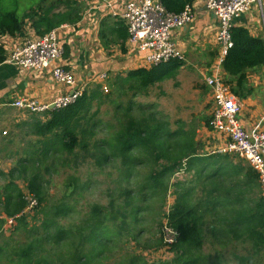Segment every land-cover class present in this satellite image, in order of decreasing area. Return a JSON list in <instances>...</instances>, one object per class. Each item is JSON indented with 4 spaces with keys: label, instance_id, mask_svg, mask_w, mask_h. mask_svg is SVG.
Listing matches in <instances>:
<instances>
[{
    "label": "trees",
    "instance_id": "16d2710c",
    "mask_svg": "<svg viewBox=\"0 0 264 264\" xmlns=\"http://www.w3.org/2000/svg\"><path fill=\"white\" fill-rule=\"evenodd\" d=\"M3 1L0 0V38L25 36L28 23L35 35L41 37L62 25H76L84 10V1L42 0L20 16L17 0L9 3L12 9H4ZM159 1L169 13L176 15L194 2ZM116 32L123 41L129 37L125 26ZM232 37L234 46L222 68L233 94L243 100L252 91L248 87V72L264 68V38L254 37L248 29L239 26L233 28ZM6 58L7 51L0 45V63ZM184 64V61L172 60L151 68H140L130 72L125 82L135 81L139 88L148 89L173 78ZM104 97L99 86L86 90L72 106L49 110L44 114L45 120H33L28 124L33 135L40 138L34 144L39 147L24 150L18 167L9 173L11 182L0 188V204L5 216L0 218V234L3 235L9 219L16 222L11 227L13 231L29 229L28 215L24 214L27 196L14 183L19 177L28 180L29 192L38 201L36 216L42 217L39 218L40 225L35 224L29 230L33 239L24 242L13 253L9 252L8 245L0 247V260H7V264H109L115 252L120 250L123 237L140 242L149 231L152 218L158 215V219L164 217L165 227L178 234L176 242L169 248L173 257L151 262L142 255L130 254L121 256L114 264H229L220 258L211 262L204 252L207 213L211 217L210 234L220 246L245 245L249 247L246 248L247 256L240 257V261L263 264L264 197L256 170L233 154L203 155L196 134L186 130L182 123L173 129L168 122L159 121L155 113L148 119L132 118L133 105L127 109L128 124L104 143L108 150L103 148L99 150L101 156L98 155L100 164L116 165L119 171L118 185L112 193L126 205L123 221L107 224L103 208L94 205L78 232L66 230L61 225L59 219L72 215L75 208L65 203L54 206L48 203L41 168L45 165L46 171H51L52 165L48 166V161L54 165L59 159L75 153L78 147L85 151L90 149V144L80 137H89L99 126L98 122L90 125L93 121L90 112L93 103L101 102ZM94 148H97L96 144ZM145 170L148 172L144 174ZM182 170L188 174L193 172L195 184L188 186L186 182H178L176 199L170 211L163 215L172 178ZM71 183H75L77 189L90 185L81 187L76 178H72ZM200 186L206 199L202 204L195 200ZM164 237L165 233L161 238L162 246Z\"/></svg>",
    "mask_w": 264,
    "mask_h": 264
},
{
    "label": "rangeland",
    "instance_id": "374dc122",
    "mask_svg": "<svg viewBox=\"0 0 264 264\" xmlns=\"http://www.w3.org/2000/svg\"><path fill=\"white\" fill-rule=\"evenodd\" d=\"M17 1L19 2L17 13L20 16L42 2V0ZM3 2L5 3L4 9H12L8 5L13 0H4ZM255 12L260 20V32L264 38V9L257 8ZM30 30L34 32L28 23L26 34ZM27 37L30 38V35ZM4 40L6 39L0 38V43ZM205 73L201 74L197 67L187 66L185 63L184 67L173 78L157 83L148 89L139 88L135 81L125 82L127 80L125 77H114L107 80L105 85L108 92L103 91L104 99L101 102L95 101L90 112L93 120L90 125L98 122L99 126L89 137H80L81 140L84 139L83 141L90 144V149L85 151L82 147H78L75 153L59 159L54 165L52 161H48V166L52 165L51 171H46L45 165L41 168V173L45 176L43 188L49 200L48 203L53 206L65 203L75 208L72 215L59 219L66 230L78 232L83 226V219L90 214L94 205L103 208L104 220L107 224L116 225L123 221L126 205L121 200L115 199L112 193L118 185L119 171L116 165L100 164L98 155L101 156L100 151L103 148L108 150L104 143L128 124L130 118L127 109L129 106L133 105L132 118L136 120H141L142 117L148 119L152 113H155L156 116L158 115L159 121L168 122L173 129H177L182 123L186 130L196 134L200 153L203 155L218 151L224 145L223 139H219L217 132L209 127L212 117V95L205 85L204 78L205 75L210 76L212 73L211 71ZM248 73L253 78H260V81H264V68L251 70ZM248 82V87L254 90L256 94L243 100L239 99V101L242 107L244 106L243 114L254 122V120L261 118L260 108L263 110L262 115L264 116V82L261 84ZM255 85L258 89L254 88ZM33 120L42 121L45 120V116L30 118L29 115L22 114L20 111L0 110V173L6 175L0 176V188L11 182L9 173L18 167L22 151L26 148L36 150L39 147L35 146V142L40 138L33 135L31 128L25 125L29 121L34 122ZM82 124L87 126L85 122ZM262 124L264 126V122ZM95 144L97 148H94ZM147 172L148 170H145L144 174ZM193 176L194 174L191 172L172 178L167 202L162 208L163 215L170 211L176 199L177 188L175 185L178 182H186L188 186L193 185L195 184ZM72 178H76L81 187L87 183L90 185L77 189L75 183H71ZM14 183L27 196L28 208L25 210V214L28 215L29 229L15 232L12 226L16 222H13V225L12 223L5 224L4 233L3 235L0 234V247L8 245L10 253L19 249L24 242L33 239L29 230L35 224L39 226L41 221L39 218L42 217L41 215L36 216V212L39 211L38 204L34 208L30 207L29 202L32 195L29 192L28 180L19 177ZM195 200L200 204L206 200L203 187L200 186ZM2 212V205L0 204V218L5 217ZM205 220L204 252L207 257L209 256L211 262L220 258L229 264H243L239 258L247 256L246 248L249 247L235 244L220 246L210 234L211 217L207 213H205ZM165 230L164 217L161 216V219H158V215H156L150 222L149 231L145 233L140 242L123 237L120 250L115 252L114 258L109 264H114L120 260L121 256L130 254L142 255L151 262L166 261L172 258L173 255L169 251L170 246L165 243V239L163 246L161 243ZM262 255L264 256V253ZM0 261V264H7L8 262L5 259ZM261 263L264 264V260Z\"/></svg>",
    "mask_w": 264,
    "mask_h": 264
},
{
    "label": "built area",
    "instance_id": "2783aa9c",
    "mask_svg": "<svg viewBox=\"0 0 264 264\" xmlns=\"http://www.w3.org/2000/svg\"><path fill=\"white\" fill-rule=\"evenodd\" d=\"M254 7L263 10L264 0H206L207 10L219 21L217 42L220 47V58L212 74L205 79V84L212 95V117L209 127L222 136L224 142V145L213 153H229L245 160L259 174L264 197V129L261 128L262 124L253 129H247L243 125L241 119L243 107L233 94L222 68L224 59L234 46L232 30L237 19L251 12ZM122 18L128 27L129 41L144 55L147 68L172 60L186 61L184 53L173 41V31L193 22L191 6H187L183 13L176 15L169 13L159 0L132 1L127 3ZM68 26L62 25L44 36L27 39L24 44L7 53L4 64L29 71L51 69L54 80L71 88L72 93L60 96L52 103L22 99L16 101L13 107L32 114H45L49 110L68 108L84 95L86 89L76 87L74 74L62 65L65 43L61 30ZM102 91L108 92L106 85L102 86ZM186 173L182 170L175 177ZM29 203L31 208L38 204L34 197H31ZM13 222L14 219L8 220L12 225ZM177 237L178 234L166 227L164 238L168 246L173 245Z\"/></svg>",
    "mask_w": 264,
    "mask_h": 264
},
{
    "label": "crops",
    "instance_id": "0c3cea01",
    "mask_svg": "<svg viewBox=\"0 0 264 264\" xmlns=\"http://www.w3.org/2000/svg\"><path fill=\"white\" fill-rule=\"evenodd\" d=\"M83 1L84 10L81 21L61 30L65 43L62 65L74 74L76 87L86 90H92L94 86L102 88L109 78L125 77L127 79L130 72L147 68L144 55L130 43L129 37L123 41L116 32L121 26H125L128 30L122 18L127 3L140 0ZM191 7L194 14L193 22L184 28L174 30L173 41L184 53L187 66L197 67L201 74L205 72L207 74L210 71L212 73L220 58V47L217 42L219 21L207 10L206 0H194ZM257 8L259 7H254L251 12L237 19L235 26L244 27L252 36L263 38L260 32V20L255 12ZM29 35L30 38L36 37L30 30L25 36L1 37L6 40L0 45H3L8 53L13 48L24 44L29 39L27 37ZM205 76L204 82L209 77ZM249 81L260 84L264 82L260 81V78H253L250 74ZM254 88L258 89L257 85ZM71 93V88L54 80L51 69L29 71L10 64L0 65V110L20 111L22 114L29 115L30 118L33 116L36 118L44 114L28 113L12 105L22 99L52 103L56 98ZM254 94L256 93L252 90L249 97ZM259 112L261 118L254 122L242 114V123L247 129H253L264 122L263 110L260 108ZM29 122L25 124L26 127L31 124ZM261 128L264 129L263 124ZM217 136L219 139L222 138L219 134Z\"/></svg>",
    "mask_w": 264,
    "mask_h": 264
},
{
    "label": "water",
    "instance_id": "95a60500",
    "mask_svg": "<svg viewBox=\"0 0 264 264\" xmlns=\"http://www.w3.org/2000/svg\"><path fill=\"white\" fill-rule=\"evenodd\" d=\"M53 108V107H52Z\"/></svg>",
    "mask_w": 264,
    "mask_h": 264
}]
</instances>
